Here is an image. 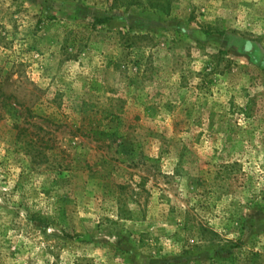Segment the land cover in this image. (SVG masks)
I'll return each instance as SVG.
<instances>
[{
    "label": "rangeland",
    "instance_id": "obj_1",
    "mask_svg": "<svg viewBox=\"0 0 264 264\" xmlns=\"http://www.w3.org/2000/svg\"><path fill=\"white\" fill-rule=\"evenodd\" d=\"M0 264H264V0H0Z\"/></svg>",
    "mask_w": 264,
    "mask_h": 264
},
{
    "label": "trees",
    "instance_id": "obj_2",
    "mask_svg": "<svg viewBox=\"0 0 264 264\" xmlns=\"http://www.w3.org/2000/svg\"><path fill=\"white\" fill-rule=\"evenodd\" d=\"M28 106L27 108L31 107L33 104H31L30 101H27ZM21 105V104H20ZM21 106H25V105H21ZM90 134V136L96 140H106L108 138H111V134L101 131L100 128L98 126L95 127H91L90 131L88 132Z\"/></svg>",
    "mask_w": 264,
    "mask_h": 264
}]
</instances>
